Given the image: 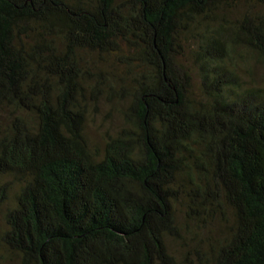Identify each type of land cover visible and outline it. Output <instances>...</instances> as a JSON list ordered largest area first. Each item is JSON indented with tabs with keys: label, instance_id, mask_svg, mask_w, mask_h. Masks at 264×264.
Here are the masks:
<instances>
[{
	"label": "trees",
	"instance_id": "16d2710c",
	"mask_svg": "<svg viewBox=\"0 0 264 264\" xmlns=\"http://www.w3.org/2000/svg\"><path fill=\"white\" fill-rule=\"evenodd\" d=\"M255 67L264 0H0V264H264Z\"/></svg>",
	"mask_w": 264,
	"mask_h": 264
},
{
	"label": "rangeland",
	"instance_id": "374dc122",
	"mask_svg": "<svg viewBox=\"0 0 264 264\" xmlns=\"http://www.w3.org/2000/svg\"><path fill=\"white\" fill-rule=\"evenodd\" d=\"M254 74L256 79L264 80V70L262 68L255 67ZM119 125L120 117L116 110L110 111L107 107L100 105L96 112H92L91 121L88 123L92 145L99 147L105 134L113 132Z\"/></svg>",
	"mask_w": 264,
	"mask_h": 264
}]
</instances>
